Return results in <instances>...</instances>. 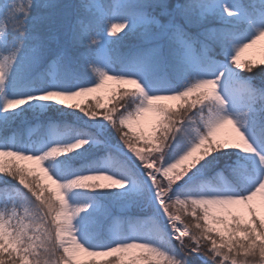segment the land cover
Listing matches in <instances>:
<instances>
[{
  "label": "snow or ice",
  "instance_id": "1",
  "mask_svg": "<svg viewBox=\"0 0 264 264\" xmlns=\"http://www.w3.org/2000/svg\"><path fill=\"white\" fill-rule=\"evenodd\" d=\"M0 264H264V0H0Z\"/></svg>",
  "mask_w": 264,
  "mask_h": 264
},
{
  "label": "rangeland",
  "instance_id": "2",
  "mask_svg": "<svg viewBox=\"0 0 264 264\" xmlns=\"http://www.w3.org/2000/svg\"><path fill=\"white\" fill-rule=\"evenodd\" d=\"M106 102V101H105Z\"/></svg>",
  "mask_w": 264,
  "mask_h": 264
}]
</instances>
